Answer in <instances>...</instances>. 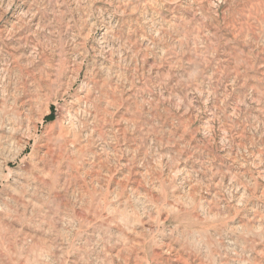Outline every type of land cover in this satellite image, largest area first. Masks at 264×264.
Listing matches in <instances>:
<instances>
[{
	"label": "rangeland",
	"instance_id": "1",
	"mask_svg": "<svg viewBox=\"0 0 264 264\" xmlns=\"http://www.w3.org/2000/svg\"><path fill=\"white\" fill-rule=\"evenodd\" d=\"M0 264H264V0H0Z\"/></svg>",
	"mask_w": 264,
	"mask_h": 264
}]
</instances>
